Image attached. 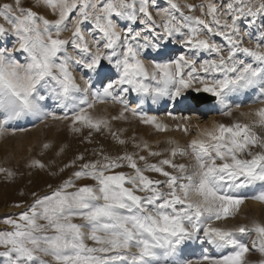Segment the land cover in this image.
<instances>
[{
	"label": "snow or ice",
	"instance_id": "obj_1",
	"mask_svg": "<svg viewBox=\"0 0 264 264\" xmlns=\"http://www.w3.org/2000/svg\"><path fill=\"white\" fill-rule=\"evenodd\" d=\"M21 122L92 147L26 159L58 182L0 220V264H264V215L238 219L264 206V0H0V137Z\"/></svg>",
	"mask_w": 264,
	"mask_h": 264
},
{
	"label": "rangeland",
	"instance_id": "obj_2",
	"mask_svg": "<svg viewBox=\"0 0 264 264\" xmlns=\"http://www.w3.org/2000/svg\"><path fill=\"white\" fill-rule=\"evenodd\" d=\"M193 93L192 95H194ZM155 114L163 117L164 113L168 110L167 108H156ZM112 109L110 108L109 111ZM179 114V113H178ZM185 115H192L193 122H197V117L200 118V122L208 121L213 119H220L218 111L209 112H192L183 113ZM36 127L28 123H19L18 127L26 128V132H17L15 136L0 137V165L12 167L18 169L23 173L22 176H18L13 181H6L2 176H0V220L5 217L18 213L20 210L13 207V205L21 200L28 201L31 199L27 193L31 191H47V183H57V179L50 177L46 172L33 170L31 175L28 169L24 168V163L26 159L31 155L35 156L38 152V145L45 141L51 140L56 144H67L68 150L67 154L63 157L56 158L57 164L62 166L63 163L68 162V160L73 156V154L78 151H82L85 147H92L86 144L80 143V138L75 137L70 134L67 129L57 126H50L45 128L38 122ZM120 126V125H118ZM127 126V125H124ZM131 127L137 131L138 134L144 135L145 138H151L153 140L164 139L163 134L151 135V130L145 128L144 126H138L132 124ZM86 134V133H85ZM173 135L180 136V133H173ZM97 140L103 139L102 137H96ZM29 149H32L29 152ZM53 153H48L44 159L48 160L53 158ZM71 170H69L70 172ZM67 178V173L64 175ZM24 190L25 195L21 196V190ZM264 215V206L254 201H247L241 208V215L238 219H243L245 216L248 217H260ZM6 225L0 223V229L6 228Z\"/></svg>",
	"mask_w": 264,
	"mask_h": 264
},
{
	"label": "water",
	"instance_id": "obj_3",
	"mask_svg": "<svg viewBox=\"0 0 264 264\" xmlns=\"http://www.w3.org/2000/svg\"><path fill=\"white\" fill-rule=\"evenodd\" d=\"M195 95H197V94H194L193 96H195Z\"/></svg>",
	"mask_w": 264,
	"mask_h": 264
}]
</instances>
